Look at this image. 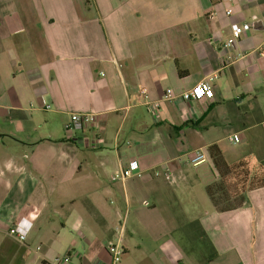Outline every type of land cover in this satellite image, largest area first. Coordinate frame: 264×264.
Segmentation results:
<instances>
[{
	"label": "crops",
	"instance_id": "1",
	"mask_svg": "<svg viewBox=\"0 0 264 264\" xmlns=\"http://www.w3.org/2000/svg\"><path fill=\"white\" fill-rule=\"evenodd\" d=\"M242 162L264 167V0H0V264H106L124 220L119 264H264V187L224 183Z\"/></svg>",
	"mask_w": 264,
	"mask_h": 264
},
{
	"label": "built area",
	"instance_id": "2",
	"mask_svg": "<svg viewBox=\"0 0 264 264\" xmlns=\"http://www.w3.org/2000/svg\"><path fill=\"white\" fill-rule=\"evenodd\" d=\"M229 14L231 11L228 12ZM244 34V28L240 26H236L233 29L232 36L228 39V41L225 44V48L228 52H231L235 49L238 41L240 40L241 36ZM232 57H229L228 59L231 60ZM210 80H203L199 82L194 88L191 90L185 91L180 96H177L172 89H168L166 92V99H175L177 97H180L183 100H186L188 102L192 101H198L205 98H212L214 93L211 86ZM143 94L146 95V92L143 91ZM156 107H159V104H156ZM99 120V115L96 113H89V112H83V113H73L70 117V121L67 125V129L69 131L73 132H80L83 131L86 128L93 127L96 122ZM229 141L232 144H238L240 142V137L238 135H233L229 137ZM208 157L204 151H196L190 158L189 162L193 166H200L202 164L207 163ZM143 172L141 171L138 163L136 161H133L130 163V165L127 168H123L120 171L116 172L112 178L111 181L113 183H121L125 184L126 181L129 179H132L134 177H142ZM163 175L167 180L172 179V174L169 170H166ZM154 176L159 177L161 176V172L154 171ZM125 220L118 226L115 230V241L110 243L107 247V254L110 258L109 262L106 264H119L122 258L125 255V249L123 247V235L125 232ZM10 236L16 238L20 242L26 241V236L21 234L16 228H13L9 232ZM56 264H73L71 255L66 254L65 256L57 259Z\"/></svg>",
	"mask_w": 264,
	"mask_h": 264
},
{
	"label": "trees",
	"instance_id": "3",
	"mask_svg": "<svg viewBox=\"0 0 264 264\" xmlns=\"http://www.w3.org/2000/svg\"><path fill=\"white\" fill-rule=\"evenodd\" d=\"M219 161L223 162L221 161L220 156H217L216 162L218 163ZM233 170L234 172L237 173V177L239 180V182H235V183H237L238 187L240 185V188L242 189L243 192L247 191V189H257V188L264 187V167H260L258 170L254 171V169L252 170L250 166H248L247 162H242L238 164L237 166H235ZM208 191H210L212 200L216 204L218 202L220 203L221 200H223V202L228 201L227 198L221 199L222 197H219V198L214 197L215 194L212 188H209Z\"/></svg>",
	"mask_w": 264,
	"mask_h": 264
},
{
	"label": "rangeland",
	"instance_id": "4",
	"mask_svg": "<svg viewBox=\"0 0 264 264\" xmlns=\"http://www.w3.org/2000/svg\"><path fill=\"white\" fill-rule=\"evenodd\" d=\"M225 143L227 144V146H230V147H233V148H236V146L232 145L231 143H229V141H225ZM225 185L227 186L228 190L227 191L228 193H231V192H234L236 190H239V187L237 185V183H234L232 181H229L227 180L226 182H224ZM240 203V199H237L236 201L235 200H229L228 203H227V206H235V205H238ZM59 255H63V254H59Z\"/></svg>",
	"mask_w": 264,
	"mask_h": 264
}]
</instances>
